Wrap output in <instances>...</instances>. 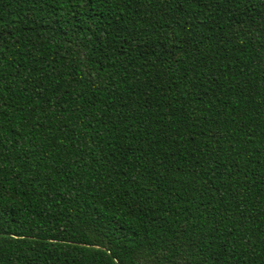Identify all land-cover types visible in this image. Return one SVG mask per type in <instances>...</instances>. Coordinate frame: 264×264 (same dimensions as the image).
Returning <instances> with one entry per match:
<instances>
[{
	"label": "trees",
	"instance_id": "1",
	"mask_svg": "<svg viewBox=\"0 0 264 264\" xmlns=\"http://www.w3.org/2000/svg\"><path fill=\"white\" fill-rule=\"evenodd\" d=\"M0 264H264V0H0Z\"/></svg>",
	"mask_w": 264,
	"mask_h": 264
}]
</instances>
